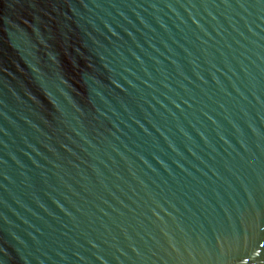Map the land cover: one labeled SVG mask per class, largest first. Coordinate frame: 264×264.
Listing matches in <instances>:
<instances>
[{
    "label": "water",
    "instance_id": "obj_1",
    "mask_svg": "<svg viewBox=\"0 0 264 264\" xmlns=\"http://www.w3.org/2000/svg\"><path fill=\"white\" fill-rule=\"evenodd\" d=\"M0 264H264V0H0Z\"/></svg>",
    "mask_w": 264,
    "mask_h": 264
}]
</instances>
